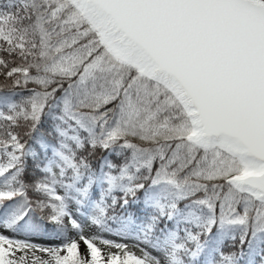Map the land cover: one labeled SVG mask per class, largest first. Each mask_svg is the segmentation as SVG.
Wrapping results in <instances>:
<instances>
[{
  "label": "snow or ice",
  "instance_id": "snow-or-ice-1",
  "mask_svg": "<svg viewBox=\"0 0 264 264\" xmlns=\"http://www.w3.org/2000/svg\"><path fill=\"white\" fill-rule=\"evenodd\" d=\"M0 264H264V0H0Z\"/></svg>",
  "mask_w": 264,
  "mask_h": 264
},
{
  "label": "rangeland",
  "instance_id": "rangeland-1",
  "mask_svg": "<svg viewBox=\"0 0 264 264\" xmlns=\"http://www.w3.org/2000/svg\"><path fill=\"white\" fill-rule=\"evenodd\" d=\"M38 242H41V243H59V241H55V240H53V241L41 240V241H38ZM82 248H83V246H82Z\"/></svg>",
  "mask_w": 264,
  "mask_h": 264
}]
</instances>
